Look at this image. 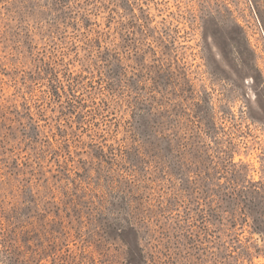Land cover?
<instances>
[{"label": "rangeland", "instance_id": "rangeland-1", "mask_svg": "<svg viewBox=\"0 0 264 264\" xmlns=\"http://www.w3.org/2000/svg\"><path fill=\"white\" fill-rule=\"evenodd\" d=\"M130 228L264 264V0H0V264H130Z\"/></svg>", "mask_w": 264, "mask_h": 264}, {"label": "trees", "instance_id": "trees-1", "mask_svg": "<svg viewBox=\"0 0 264 264\" xmlns=\"http://www.w3.org/2000/svg\"><path fill=\"white\" fill-rule=\"evenodd\" d=\"M134 231L135 230L132 229V228H130L128 230L126 229V230L122 231L121 235H122L123 239L128 244H130V246H131V255H132V257H131V260H130V264H143L142 263V258H141L142 251H141L140 247L139 248H138V246L136 247V244H135V241H134L135 239H129L130 236L132 235V232H134ZM133 238H134V236H133ZM131 240H133L134 243Z\"/></svg>", "mask_w": 264, "mask_h": 264}]
</instances>
